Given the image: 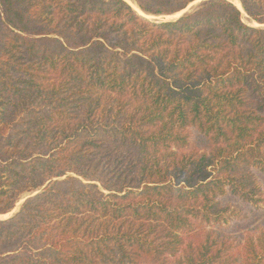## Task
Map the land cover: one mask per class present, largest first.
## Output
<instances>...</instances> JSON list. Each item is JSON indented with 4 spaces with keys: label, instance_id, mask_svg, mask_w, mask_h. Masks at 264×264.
<instances>
[{
    "label": "trees",
    "instance_id": "obj_1",
    "mask_svg": "<svg viewBox=\"0 0 264 264\" xmlns=\"http://www.w3.org/2000/svg\"><path fill=\"white\" fill-rule=\"evenodd\" d=\"M238 1L262 27L227 0H0V216L31 193L0 264H264V0Z\"/></svg>",
    "mask_w": 264,
    "mask_h": 264
},
{
    "label": "rangeland",
    "instance_id": "obj_2",
    "mask_svg": "<svg viewBox=\"0 0 264 264\" xmlns=\"http://www.w3.org/2000/svg\"><path fill=\"white\" fill-rule=\"evenodd\" d=\"M125 1V0H124ZM204 0H196L195 1V3L193 4V3H191L190 5H188V7L186 8L187 10H186V12H185V14H187V13H190L192 10H194L195 8H197L199 5H201L202 3H204L203 2ZM209 1V0H208ZM227 1H229V2H231L232 4H233V2L231 1V0H227ZM238 1V0H237ZM128 5H130L131 6V8L135 11V12H137L138 14H139V12L137 11V10H135L134 8H133V6L132 5H134L135 6V4H134V2L132 1V0H129V2H127V1H125ZM206 2V1H205ZM239 2V1H238ZM240 3V2H239ZM132 4V5H131ZM241 5V4H240ZM236 6V5H235ZM136 7V6H135ZM137 9H138V7H136ZM139 10V9H138ZM243 10V9H242ZM140 11V10H139ZM241 12V11H240ZM244 12V11H243ZM184 14V12H182V14L181 15H179L178 17H176V18H170L171 17V15H168V16H148V15H145L143 12H141L140 11V16H142V17H144V18H146V19H148V20H151V21H158V22H165V21H174V20H177L178 18H180V17H182V16H184L185 15ZM241 14H242V12H241ZM174 15H176V14H174ZM174 15H172V16H174ZM244 17V18H243ZM169 18V19H168ZM242 20H243V22H245L246 24H248V25H250V26H253V27H262V26H259L258 24H256L254 21H252L251 19H249L248 18V16L244 13V16H243V14H242ZM253 24H256V25H253ZM30 194L31 193H28V194H24V195H22L21 196V198H20V200L18 201V203L16 204V207H15V209L11 212V213H9L8 215H5V216H0V219H7V218H9V217H11V216H13L16 212H18V210H19V207H20V205L23 203V201L27 198V197H29L30 196ZM20 204V205H19ZM263 205V204H262ZM233 208H231V210H232ZM235 209H237V208H235ZM7 216V217H6Z\"/></svg>",
    "mask_w": 264,
    "mask_h": 264
},
{
    "label": "bare ground",
    "instance_id": "obj_3",
    "mask_svg": "<svg viewBox=\"0 0 264 264\" xmlns=\"http://www.w3.org/2000/svg\"><path fill=\"white\" fill-rule=\"evenodd\" d=\"M125 1H127V2H129V0H125ZM232 2H233V4L234 5H236V7L238 8V9H240V11L242 12V14H243V16H244V12H243V10H242V7H241V5H240V3L237 1V0H231ZM195 3V2H194ZM193 3V4H194ZM132 5V4H131ZM133 6V8L135 9V10H137L138 12H139V14H140V11L134 6V5H132ZM182 14V12H180V13H177L176 15H174V16H172V14H171V17L170 18H176V17H178L179 15H181ZM244 18V17H243ZM169 19V18H168ZM253 25H256V24H253ZM20 205V204H19ZM7 217V216H6Z\"/></svg>",
    "mask_w": 264,
    "mask_h": 264
},
{
    "label": "water",
    "instance_id": "obj_4",
    "mask_svg": "<svg viewBox=\"0 0 264 264\" xmlns=\"http://www.w3.org/2000/svg\"><path fill=\"white\" fill-rule=\"evenodd\" d=\"M205 1H208V0H204L203 2H205ZM186 10H187V9L183 10L182 12H184V14H185ZM239 10H240V9H239Z\"/></svg>",
    "mask_w": 264,
    "mask_h": 264
}]
</instances>
